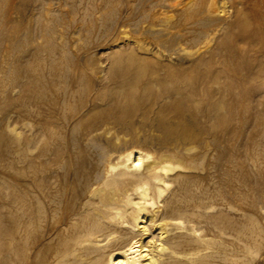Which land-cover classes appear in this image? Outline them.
<instances>
[{"label": "rangeland", "instance_id": "374dc122", "mask_svg": "<svg viewBox=\"0 0 264 264\" xmlns=\"http://www.w3.org/2000/svg\"><path fill=\"white\" fill-rule=\"evenodd\" d=\"M129 1L136 6L134 12L116 13L114 17L120 18L112 24L109 13L120 7V0H0L2 218L7 217L10 209L2 186L12 183L19 192L28 179L26 175L31 174V165H40V150L45 143H49L52 150L50 155L56 153L58 147L66 154L71 147L63 143H90L84 136L89 126L93 140L108 144L113 154L135 147L159 160L166 157L185 165V169L171 174L170 194L177 195L185 189L196 193L214 192L218 185L227 188L223 179L225 161H221L219 155L228 143H220L217 151L204 156L202 145L196 139L168 135L161 118L164 115L165 122L172 127L181 121L193 132L197 131L201 119L207 120L208 99L203 98L198 89L200 68L196 63L210 48L217 46L222 37L228 40L233 51L244 50V73L262 71L264 89V46L261 48L258 44V27L250 5L246 0H215L216 4L211 7L213 14H210L207 8L211 0H201L203 13L199 17L208 19L205 29L210 37L215 35L207 46L203 40L191 42L192 33L186 35L178 31L181 6L175 7L173 2L139 5V0ZM26 38H30L31 48L26 46ZM51 38L55 43L52 59L43 48ZM34 45L41 48L38 56L32 52ZM13 60L15 66L22 63L24 68L33 67L36 80L28 89L23 87V82H28L29 78L23 70L19 72L22 83L13 81L10 72ZM152 75L157 80L150 83ZM177 78L184 81L180 92L175 89ZM245 78V88L258 85L256 79ZM148 84L151 94L146 92ZM131 89L141 105L132 120L120 114L103 115ZM70 90L73 91L71 97L64 100ZM41 93L45 95L42 97ZM147 93L149 97H145ZM175 107L183 111L181 118L176 116ZM76 116L82 122L79 130L74 129ZM95 121L96 126L92 127ZM89 155L91 160L95 159L92 151ZM239 190L244 191L245 187ZM209 212L214 213V209ZM228 215L235 218L233 221L241 219L236 212ZM177 216L179 213L171 217ZM211 221L201 215L195 224L205 246L223 252L217 254L215 264H264L263 200L262 210L255 214L251 225L253 230L262 233L258 240L244 243L233 235L228 237ZM245 245L254 252L247 253ZM224 255L225 260L221 259Z\"/></svg>", "mask_w": 264, "mask_h": 264}, {"label": "bare ground", "instance_id": "6f19581e", "mask_svg": "<svg viewBox=\"0 0 264 264\" xmlns=\"http://www.w3.org/2000/svg\"><path fill=\"white\" fill-rule=\"evenodd\" d=\"M166 2L181 6L178 31L192 33L191 42L203 40L208 46L215 35L210 37L205 29L208 19L199 17L203 13L201 0H139V5ZM246 2L258 27V44L262 48L264 0ZM119 4L109 13L112 24L120 18L114 17L116 13L131 14L136 9L129 0H120ZM215 4V0L209 1L210 14ZM29 43L30 38H26V46ZM228 44L222 37L217 46L208 49L207 55L197 59L198 89L208 99L207 108L204 106L207 120L201 119L193 132L181 121L172 127L165 122L164 115L161 118L168 135L196 139L204 156L217 151L220 143H228L219 155L225 161L223 179L227 188L218 185L214 192L185 189L180 194H170L171 174L185 169V165L166 157L159 160L135 147L118 150L115 155L108 144L93 140L89 126L84 136L90 143H63L71 147L66 154L58 147L50 155L52 150L45 143L40 150V165H31V174L26 175L28 179L19 192L12 183L2 186L10 209L6 218L0 216V264H215L217 254L223 252L209 250L203 236L197 234L200 229L195 220L201 215L212 220L211 224L228 237L233 235L244 243L258 240L262 233L251 225L264 201L262 71L244 73V50L235 52ZM32 47L38 56L41 48ZM54 47L52 38L43 47L50 59ZM14 60L12 79L22 83L19 72L23 70L29 77L23 87L28 89L36 80L33 67L24 68L22 63L15 66ZM245 77L256 79L258 85L245 88ZM155 79L151 77L150 83ZM174 84L179 92L183 90V79L177 78ZM147 87L146 92H152L150 84ZM72 92L67 91L64 100ZM148 93L145 97H149ZM140 107L131 89L103 115L120 114L132 120ZM175 112L178 118L182 117L181 109L175 107ZM75 118L74 129L79 130L82 122L79 116ZM94 123L92 127L96 126ZM240 187L245 190H239ZM211 208L214 213L209 212ZM229 212L238 213L241 219L233 221L235 218H230ZM176 213L180 216L171 217ZM178 229L183 231L175 232ZM244 249L250 254L254 252L246 245ZM221 259L225 260L226 255Z\"/></svg>", "mask_w": 264, "mask_h": 264}]
</instances>
